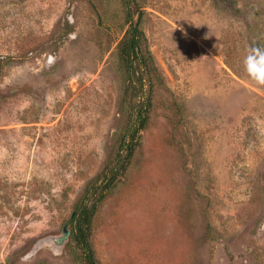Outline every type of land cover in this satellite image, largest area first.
<instances>
[{
  "label": "rangeland",
  "instance_id": "374dc122",
  "mask_svg": "<svg viewBox=\"0 0 264 264\" xmlns=\"http://www.w3.org/2000/svg\"><path fill=\"white\" fill-rule=\"evenodd\" d=\"M130 5L160 77L92 220L98 264H264V84L243 64L264 47V0ZM125 12L123 0H0V264H83L68 220L137 101L118 53Z\"/></svg>",
  "mask_w": 264,
  "mask_h": 264
},
{
  "label": "trees",
  "instance_id": "16d2710c",
  "mask_svg": "<svg viewBox=\"0 0 264 264\" xmlns=\"http://www.w3.org/2000/svg\"><path fill=\"white\" fill-rule=\"evenodd\" d=\"M131 1L123 0L128 29L118 44V53L126 72L127 85L124 96L129 97L130 101L137 98V101L129 108L128 122L131 129L128 130L127 139L123 141L113 162L105 164L102 170L85 184L68 220L70 238L75 247L82 251L83 264H98L90 242L92 220L100 203L126 171L134 149L139 144V133L147 123L148 110L152 104L150 79L155 75L160 77L146 35L140 26L141 11L132 9ZM135 15H137L136 19H134ZM255 45L261 46L258 43ZM147 82L150 88L145 94L144 88ZM139 103L140 106L136 107Z\"/></svg>",
  "mask_w": 264,
  "mask_h": 264
},
{
  "label": "clouds",
  "instance_id": "9594fccd",
  "mask_svg": "<svg viewBox=\"0 0 264 264\" xmlns=\"http://www.w3.org/2000/svg\"><path fill=\"white\" fill-rule=\"evenodd\" d=\"M243 64L248 75L257 83L264 84V47L249 45L245 50Z\"/></svg>",
  "mask_w": 264,
  "mask_h": 264
},
{
  "label": "water",
  "instance_id": "95a60500",
  "mask_svg": "<svg viewBox=\"0 0 264 264\" xmlns=\"http://www.w3.org/2000/svg\"><path fill=\"white\" fill-rule=\"evenodd\" d=\"M63 233L66 235L67 234V228L63 227ZM61 240H58L56 243L59 244Z\"/></svg>",
  "mask_w": 264,
  "mask_h": 264
}]
</instances>
